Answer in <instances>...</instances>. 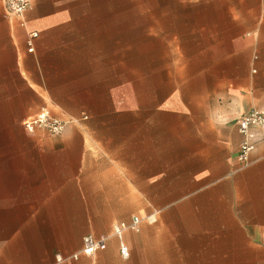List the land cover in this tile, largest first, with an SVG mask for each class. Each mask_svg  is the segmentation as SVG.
<instances>
[{"label": "crops", "instance_id": "1", "mask_svg": "<svg viewBox=\"0 0 264 264\" xmlns=\"http://www.w3.org/2000/svg\"><path fill=\"white\" fill-rule=\"evenodd\" d=\"M88 1L30 0L19 20L0 0V264H264V141L242 166L236 126L264 109V0L182 11L206 24L138 85ZM44 109L62 135L23 130ZM86 236L105 249L83 255Z\"/></svg>", "mask_w": 264, "mask_h": 264}, {"label": "rangeland", "instance_id": "2", "mask_svg": "<svg viewBox=\"0 0 264 264\" xmlns=\"http://www.w3.org/2000/svg\"><path fill=\"white\" fill-rule=\"evenodd\" d=\"M218 3L214 0H90L86 11H103L104 18H114L121 72L126 73L129 65L130 71L136 73L138 85L142 84L145 73L163 68L173 70L172 51L177 37L183 35L182 30L191 38V32L206 24V18H193L186 27L180 20L182 11H211L220 6ZM5 130L0 120V151Z\"/></svg>", "mask_w": 264, "mask_h": 264}, {"label": "built area", "instance_id": "3", "mask_svg": "<svg viewBox=\"0 0 264 264\" xmlns=\"http://www.w3.org/2000/svg\"><path fill=\"white\" fill-rule=\"evenodd\" d=\"M30 7V0H4V9L9 17H14L22 20L24 14ZM37 37L36 33L30 34V41L28 42L29 52H31V41ZM68 125V121L54 116L48 110H41L39 114L23 121L22 127L28 133H33L36 130H43L49 135H62ZM236 126L241 135V142L238 147L237 160L242 166H247L250 162V157L256 148V145L264 141V109L253 110L250 113L240 117L236 121ZM139 218L132 217L131 224H117L113 227V233L117 237L125 229L137 231L139 228ZM106 247L105 239H95L93 236H86L82 240L81 253L85 256L91 257L97 251L104 250ZM121 256L126 259L128 257V250L125 246L120 248ZM78 254L72 255L71 260H77ZM59 261L62 259L58 258Z\"/></svg>", "mask_w": 264, "mask_h": 264}]
</instances>
